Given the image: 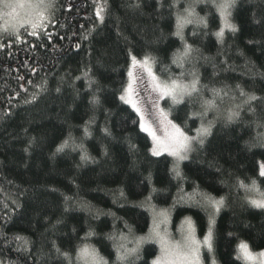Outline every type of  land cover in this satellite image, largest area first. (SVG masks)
I'll list each match as a JSON object with an SVG mask.
<instances>
[{
    "label": "trees",
    "instance_id": "1",
    "mask_svg": "<svg viewBox=\"0 0 264 264\" xmlns=\"http://www.w3.org/2000/svg\"><path fill=\"white\" fill-rule=\"evenodd\" d=\"M219 2L106 0L101 21L104 0H54L52 21L35 35L29 25L4 31L0 16L1 264H69L64 252L82 264L85 245L105 264H153L155 241L123 262L117 249L148 235L152 208H169L175 229L193 217L204 236L212 211L184 197L195 192L226 200L213 232L219 264H247L242 241L264 249V208L249 202L253 181L264 193V0H235L236 31L224 28L222 38ZM190 7L206 25L177 35V16ZM185 44L191 54L177 61ZM135 56L162 77L199 79L196 92L166 100L185 131L209 128L179 175L171 155H153L138 112L121 99ZM241 90L262 99L245 103ZM231 111L239 115L229 121Z\"/></svg>",
    "mask_w": 264,
    "mask_h": 264
},
{
    "label": "snow or ice",
    "instance_id": "2",
    "mask_svg": "<svg viewBox=\"0 0 264 264\" xmlns=\"http://www.w3.org/2000/svg\"><path fill=\"white\" fill-rule=\"evenodd\" d=\"M106 4V0H104V3L98 6L97 9V16L100 17L101 21H103V12L105 10L104 5ZM235 0H220L219 3L215 4V7L219 10L220 15L224 22V27L220 29L219 32L216 33L218 37H223L224 35V28H229L231 31H236V28L234 25L230 23L229 17L231 16L230 9L234 7ZM138 6V5H137ZM5 8L11 9L12 11L6 13L5 15L7 17H10V19H7L5 21L4 31H7L9 28H11L14 32L18 27H23L25 24L30 25L33 28V34L35 35V29L40 26L42 21L45 18V13L47 10L51 7V4L47 2V0H37L36 3H32L28 5V7L31 9L30 12L26 13L25 16H20L16 12V8L23 7V5L19 4H12V3H6L4 5ZM194 11L190 8L185 9V15H178L177 16V35L180 34V30L183 28L185 24L189 23H200L206 25V20L203 18H197L195 21L192 19L194 16ZM192 48L191 45L185 44L184 45V51L180 53L177 56V61H182L185 58L189 57L191 54ZM133 64L135 65L137 62L136 58L133 57ZM141 67H146L148 65V58L146 57L144 61L139 62ZM150 74L153 75V78L157 81L156 88L159 90L161 95H168L171 96L174 100L178 98H182L185 95H191L193 92H196L197 85L199 83V79L196 75V73H191L192 80L188 84H184L182 82H178L176 80H172L170 83L159 81L158 77H155L154 73H151L150 68L148 69ZM131 75V73H129ZM241 95L246 96L247 99L245 103L251 104V102L256 101L258 99L257 96L254 94H248L243 92L241 90ZM121 99H124L122 96ZM209 105H211L213 102L209 101L207 102ZM135 107V105H133ZM137 111L139 109L137 108ZM163 115V114H162ZM239 115V112L237 111H231L228 114V120L231 121L235 117ZM165 120H167V117L165 115ZM168 123L171 125L172 131L169 133V135L165 138L164 141H160L157 137L155 132H151V135L153 136V139L155 141V144L152 148L153 155H160L162 151H168L170 155H174L177 157L178 160H184L186 159V153L190 151V146L193 140H198L200 143H203V137L209 134V128L201 127L197 130V136L196 137H188L184 134V132L180 129L179 126L175 124H171L170 121ZM141 127L144 129V131L149 132L150 128L149 126H146L144 123H141ZM258 139H260L262 142H264V135L259 136ZM67 144V141L65 142V145ZM61 145V149L65 146ZM59 150V149H58ZM82 159H88V157L85 155L82 157ZM262 169H264V166H262ZM177 171V175H179V171ZM261 175H264V170L261 171ZM241 187L248 188L247 185H244L243 182H241ZM251 188L253 190L259 191L258 187L256 186V182L253 181ZM260 199H253L249 202L254 207L258 208H264V193L260 194ZM208 203L211 204L216 211L219 210L220 205L223 203V199L221 200H215L212 197H207ZM159 216L165 217L166 213L164 211H161L159 213ZM189 223V229L187 235L184 237L182 242H173L170 240L166 233H161L158 226L154 222V227L151 230L149 237L147 239H154L156 242L159 243L160 246V254L156 257V259L153 261V264H199V251L201 247V242L197 241L194 235V225L191 224V221H188ZM212 231L211 227L209 228L208 235L205 237L203 244L208 247L209 250L212 249ZM145 238H140L137 241V246L132 249H127L124 245H120L117 249L118 256L117 259L119 261H127L130 256H134L138 254L140 244L143 242ZM238 250L240 253V256L246 260L255 262L258 260V264H264V251H261L259 253H254L250 250L248 244L246 242H241L238 245ZM57 252H60L59 249H57ZM65 259L69 261V264H71V257L69 253L64 252L62 253ZM76 259L82 264H104V262L99 258L98 254L96 253V250L93 248L88 247L87 245L83 246L79 250V254L76 257ZM214 264V262H213Z\"/></svg>",
    "mask_w": 264,
    "mask_h": 264
},
{
    "label": "rangeland",
    "instance_id": "3",
    "mask_svg": "<svg viewBox=\"0 0 264 264\" xmlns=\"http://www.w3.org/2000/svg\"><path fill=\"white\" fill-rule=\"evenodd\" d=\"M52 1H54V0H47V2L50 4H52ZM36 2H37V0H0V5L2 7V8H0V10H1L0 16L3 20V26L5 25V21L7 19H10V17H7L5 14L12 11L11 9H7L4 7V5L6 3L23 5V7L16 8V12L20 16H25L26 13L31 11V9L28 7V5H30L32 3H36ZM51 21H52V11L49 8L47 10V12L45 13V18L42 21V23L40 24V26H46ZM3 26L1 29H4ZM25 26H28V25L25 24ZM223 27H224V22H223ZM20 28H22V27H18L15 31H18ZM9 29L12 30L11 28H9ZM31 29H32V27H31ZM146 57L147 56H142V57L135 56V58L138 62L135 65L133 64V59L131 60L130 68H129V73H131V75H129L128 84L126 86V89H125L123 96H124V99L128 103H130L132 106L135 105V107L133 106V108L136 111H137V108L139 109V111H137V112L140 116L141 123H144L146 126H149V128H150V131L147 133L151 136V138L153 140V146L155 144V141L153 139V136L151 135V132H155L156 137L160 141H164L165 138L172 131L171 125L168 123V121H170L171 124H175V125L179 126L180 129L184 132V134L187 135L188 137H196L197 132L196 133H190V132L185 131L182 128V126L172 117L169 107L166 106V100L168 98H169V101L171 99L174 103H176V102H179L180 100H182V98L184 96L182 98H178V99L174 100L171 96L161 95L159 90L156 88L157 81L153 78V75L150 74L148 69L150 68L151 73H154L155 77L159 78V81L170 83L172 80H176L178 82L188 84L191 82V80L186 81V80H183V79L178 78V77H174V78L162 77L161 75H159L158 73L155 72V69H154V66L151 62V59L148 57H147L148 58V65L146 67H141L139 62L144 61V59ZM165 115L167 117V120H165V118H164ZM201 127H199V129ZM203 127H206V126H203ZM199 143L200 142L198 140L192 141L191 146H190V151H188L186 153V159H188L190 157L192 151L194 150V148ZM164 153L169 154L168 151H162L161 152V154H164ZM171 156L174 159L175 171L176 170L179 171L180 164L186 159L178 160L176 156H174V155H171ZM262 166H264V161L261 163V166H260L261 171L264 170V169H262ZM256 186L258 187L259 191L253 190L251 188L252 189V194L250 195L251 200L261 198V196H260V194L262 193L261 189L259 188V186L257 184H256ZM184 197L188 198L187 199L188 202H196V200H197V201H202V203H205L206 205L207 204L210 205L212 212L210 213V216H209V225H208V229H207L206 234L204 236L199 235L197 228H196L195 220L193 219V217L189 216V217L183 218V220L180 222L178 227L175 229L173 227V223L171 220L172 214H171V211L169 208L168 209L166 207L160 208V209L152 208L151 209L152 213H153L152 227H151L148 235L144 236L145 240L155 241L154 239H147V237H149L151 230L154 227V222H155V224L158 226L161 233L162 234L166 233L170 240H172L173 242H182L184 237L188 233V229H189L188 221H191V224L194 225L195 238L197 241L201 242V247H200V251H199V264H213V262H214V264H219L217 259L214 256V253H213V232H214V223L216 220V213L226 203L225 198L224 197L213 198L215 200L223 199V203L220 205L219 210L216 211V209L211 204L208 203L207 197H211V196H206V194H204V193L202 194V193H196L195 192L193 195H190V196L187 195ZM180 201L182 202L185 200H183V198H180ZM161 211H164L166 213L165 217L159 216V213ZM210 227H211V231H212V237H211L212 249L211 250H209L208 247L203 244L205 237L208 235ZM243 242H246V241H243ZM158 245H159V243H158ZM136 246H137V242H136ZM136 246L134 245V248ZM248 246H249L250 250L254 253H259L261 251H264V249L254 250L250 247L249 244H248ZM88 247L92 248V246H88ZM96 253L98 254L97 251H96ZM98 256L105 264L103 257H101L99 254H98ZM244 261L247 264H254V262H251V261H246V260H244ZM255 264H258V260L255 262Z\"/></svg>",
    "mask_w": 264,
    "mask_h": 264
}]
</instances>
